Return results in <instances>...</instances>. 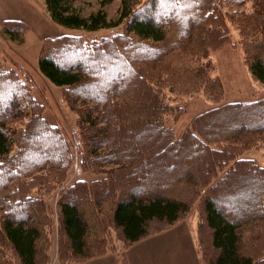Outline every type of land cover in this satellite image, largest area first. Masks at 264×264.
<instances>
[{"label":"trees","instance_id":"1","mask_svg":"<svg viewBox=\"0 0 264 264\" xmlns=\"http://www.w3.org/2000/svg\"><path fill=\"white\" fill-rule=\"evenodd\" d=\"M71 1L74 0H45L55 22L89 31L125 22L126 33L133 37V41L130 40L133 48L149 51L148 56L136 54L131 58L133 60H127L134 70L125 78L126 69H122L126 64L121 62L124 54L117 49L124 34H116L111 39L102 38L88 45L87 49L82 47L81 57L86 61L83 67L78 62L66 60L68 51L58 54L59 57L42 53L39 59V69L46 77L67 87L68 91L77 86L82 91L77 94H81L80 98L95 103L92 108L78 109V120L82 124L80 135L83 133L86 141V146L82 147V143L80 146V163L85 161L87 151L95 157L90 156V160L98 169L106 165L115 169L131 165L136 173L141 165L147 168V177L142 175L141 167L138 176L118 180L113 186L112 197L101 200L107 201L106 205L112 210V222L120 231L121 240L125 245L126 242H137L149 233L153 222L171 224L190 210L200 194L190 197L187 194L183 200L171 195L175 190L184 192L181 189L183 178L179 176L174 180L173 187L168 188L169 194L152 196L162 175L156 178L161 177L157 183L148 180V176L153 172L152 164L171 167L172 171L178 160L187 154L188 159L197 154L198 160L195 162L191 158V168L187 172H190V177L196 175L194 177L201 180L191 181L194 177L190 180L195 193L207 188L200 201V224L207 239L208 232L210 237V245L203 248L204 255L209 257L206 264H264V165L254 158L242 156L248 149L264 146V98L217 105L203 111L191 122L194 132L188 131L183 139L163 122L165 114L175 112L162 91L163 86L171 87V80L161 81L155 71L150 73L145 65H141L157 61L160 73L167 75L175 62L179 66H188L186 59L190 57L208 58L211 50L229 40L228 23H231L239 32L252 74L264 83V11L258 8L229 9L251 0H145L141 4L140 0H120V18L112 24L105 9L81 15L73 11ZM12 21L5 20L2 30L13 36ZM65 38L76 41L72 47L80 41L78 37ZM168 38L172 40L168 42ZM137 58L144 60L137 64ZM112 62H116L115 67ZM193 69L198 72L194 80L184 77L189 90L195 93L203 88L214 99L219 97V82L208 80L206 64L202 70L196 65ZM87 71L90 72L88 79L85 78ZM103 84L105 88L100 91L97 87ZM25 85L11 68L0 69V246L4 240L7 241L19 264H40L38 240L41 222L43 226L47 223V211L41 207L44 201L38 195L40 186L35 190L22 187L25 182L32 183L36 176L42 174L40 170H50L51 181L59 184L73 156L70 152L72 147L60 128L50 123L41 112L36 111L37 114L33 113L28 118L27 126L33 124L32 132H27L24 137L19 135L23 122L19 125L18 122L25 118V113H28L25 107L32 104L30 100L33 97ZM97 112H102V120L95 117ZM204 117L212 118L213 123H208L213 126L211 130L205 126ZM241 119L243 122L232 125ZM12 123L16 125L13 127ZM98 123H103L100 128ZM223 123L225 133L220 130ZM87 127L92 133L86 132ZM217 131L221 137L215 138ZM137 139L144 140V144ZM211 140L205 147L203 142ZM232 141L237 144L227 149V144ZM26 142V148L21 150L19 146ZM39 143L49 155L36 163L32 156L38 155L36 147ZM219 147H223L221 151ZM196 150L201 152L196 153ZM217 178L219 182L215 189L209 188L208 184ZM131 180H135L134 184L130 183ZM235 184L238 187L235 188ZM126 187L129 192L124 190ZM69 188L60 194L57 201L60 227L70 244V252L57 257L59 264L93 258L102 249V246H97L101 244V238L97 240L95 237L98 230L91 232L81 206L93 200L90 184L76 180ZM77 189L86 191L83 198H75ZM101 194L99 197H103ZM50 262L51 258L43 264Z\"/></svg>","mask_w":264,"mask_h":264},{"label":"rangeland","instance_id":"2","mask_svg":"<svg viewBox=\"0 0 264 264\" xmlns=\"http://www.w3.org/2000/svg\"><path fill=\"white\" fill-rule=\"evenodd\" d=\"M102 1H104V3ZM144 1L145 0H140V4ZM120 4V0H113L111 2H106L105 0H74L70 3L73 11L81 15H89L103 8L112 24L117 23L120 18ZM251 8H258L264 11V1L258 2L257 0H251L248 3L236 5L229 9L248 10ZM0 15L9 17H2V19H0V33L7 38L6 45L3 51L0 52V69L11 68L13 71L17 72L19 77H21L26 84L25 86L29 88V93L33 96L31 99L32 101L30 100L32 104L25 107L28 113H25V118H22V120L18 122V125L23 122V125H21L19 129L22 130L19 135L24 137L27 135V132H32L33 124L27 126V122L30 119L29 117L32 116L33 113L37 114L36 111H38L43 113L50 123L60 128V131H62L72 147V151L70 152H72L73 161L69 169L64 171L65 176L64 178L61 176L59 184L55 183V181H51L50 170H40L42 174L36 176L32 183L25 182V186L23 184L22 187L23 189L33 190L40 186L39 188L41 190L39 191L37 189L39 191L38 195L44 201L41 207L47 211L45 222L48 224L46 223V225L43 226V222H41L42 231L38 240V259L40 264L47 262L49 258H51L50 264H59L57 260L59 254L70 252V246H68L70 245L69 241L60 227L61 219L57 201L59 200L60 194L70 189V184L75 183L76 180L87 181L91 186L90 194H92L91 198L93 200L87 201L85 206L83 204H81V206L85 216L84 219L88 222L91 232H94V229L98 230L95 237L97 240L101 238V244L97 246H102V249L101 253L94 255L93 258L79 259L76 262L72 261L68 264H206V260L209 257H207L206 254L204 255L203 248L206 247V244L210 245V237L208 232L207 239L205 236L206 232L202 229L203 226L200 224V201L207 191V188L195 193L191 181L201 180L194 177L196 175L190 177V172H187L189 168H191L189 162L192 160L196 162L198 160L197 154L191 155L192 160L191 158L188 159V154L181 160H178L177 167L172 171H170L171 167L163 168L152 164L151 171L154 173L152 172L149 174L148 180H155L157 183V180H161V177L158 179L156 178L162 175V180L157 184L153 192L154 194L152 195L157 196L163 193L169 194V186L171 189L175 184L174 180L180 176L184 179L181 184V189L184 192L180 193L178 190H175L174 193L171 194L173 195L172 197H178V199L183 200V197L187 194L189 197L193 194H200L198 200L190 210L183 213L177 221L171 224L165 221H155L152 223L149 233L145 235V237L134 243L126 242L125 245L122 241L123 239L120 231L115 228L112 222V210L106 205L107 201L101 200L103 198L108 200L109 197H112L111 192L114 190L113 186L119 182L118 180H127L132 176H138L141 167L143 168L142 175L147 177V168L141 165L136 173H134V166L131 167V165L119 169H115L112 165H106L98 169L90 160V156L94 159L95 157L91 153L88 154L87 151L85 161L80 163V146L81 143L82 147L86 146V141L83 133L80 135V125L82 124L80 120H78V109L85 106L92 108L95 103L80 98L82 97L81 94H77L82 91L77 89V86L72 87L71 90L68 91L67 87L54 83L39 69V59L42 53H48L59 57V55L65 54L66 51L69 52L66 59L67 61L71 60L72 62H78L80 66L83 67L86 61L81 57L82 52L80 51H82V47L87 49L88 45L91 46L94 42L102 38H110L116 34H124L125 37L120 41L117 49L124 54L122 57L123 61L121 62L126 64V68L122 69V71L126 69L123 77L125 78L130 71L134 70L127 60H133L131 58L136 56V54L138 56L140 55V57L142 55L148 56L149 51L147 52L146 50L145 52V49L141 47L133 48L134 45L130 41L133 37H131V33H126L124 27L125 22L121 23L119 26L115 25L111 28H101L95 31L65 26L52 19L45 0H0ZM7 19L13 20V23H11V27L14 30L13 36L2 30V25ZM228 28L230 33V35L228 34L229 40L223 42L216 49L211 50L208 58L203 59L201 58L202 56H196V58L190 57L186 59L188 66H179V64L175 62L171 68L170 74H161L160 68L156 66L157 61L152 60L141 64L145 65L146 71L150 73L155 71L161 81L165 82L168 78L171 80V87L163 86L164 89H162V91L165 94L166 102L171 107H174L175 112L174 114H165L163 116V122L164 125L172 128L180 138L184 139L188 131L194 132L191 125L192 120L196 115H199L207 109H213V107L217 105L223 106L226 104L251 102L264 98V83L252 74L247 64L248 62L239 32L231 23H228ZM173 36L176 37L177 34H173ZM65 37H78L80 41L77 42L76 47H72V44L76 41L66 40ZM134 40L137 41L135 36ZM171 40L172 39H169L168 42ZM140 41L163 45V43H155L150 40ZM43 47L44 52H42ZM141 60L137 58L136 63L139 64ZM115 63L116 62H112L114 67ZM205 64L208 67V80L211 78L219 82L220 89H218L221 93H218L219 97L215 99L205 92L203 88L192 93L189 90V84L184 79V77H189V81L194 80L196 76H198V72L193 69V66L196 65L202 70ZM183 71H185V73H183ZM87 73L88 74L85 73V78L88 79L90 72L87 71ZM104 82H107V80ZM201 86L203 87L204 84ZM97 88H100V91L104 90L105 84ZM169 89H172V91ZM97 113H94L95 117L97 116L100 118L99 120H102V112L99 114ZM99 115L101 117H99ZM203 120L205 121V126L211 130L213 126L211 125L210 127L208 123H213L212 118L204 117ZM238 122L241 123L243 121L242 119L240 121L238 120L232 123V125L238 124ZM98 124H100L98 126V128H100L103 123ZM15 125L16 123H12L13 127ZM220 130H226L224 123L220 125ZM86 132L92 133L88 127L86 128ZM225 132L226 131H224V133ZM217 137H221L218 131L215 135V138ZM213 140L209 142L204 141V146L206 147L207 144L211 143ZM137 141L141 144L145 142L142 139H137ZM27 144L28 142L21 147L19 146V148L24 150ZM236 144V141L228 143L227 149L234 147ZM36 148L38 155L35 153L32 158H34L36 163H39L41 158L44 159L49 154L47 151H43L45 149L42 147L41 143H39ZM222 148L223 147H219L220 151ZM46 149H49V147H46ZM40 152L44 154L40 155ZM199 152L201 151L196 150V153ZM20 153H22V151H20ZM242 156L254 158L260 164L264 165V146L248 149ZM158 169L160 172H158ZM224 173L220 175L223 176ZM220 175L219 178L221 177ZM192 177H194V179L191 180ZM219 178L210 182L208 184L209 188L215 189L219 182ZM134 181L131 180L130 183L134 184ZM235 185V188L238 187V184ZM193 186L195 187L196 185ZM95 189H97V191ZM126 189L127 187L124 190L129 192V189ZM140 189L142 190V188ZM101 192L103 193L101 194L103 197H99V193ZM76 193L77 195L75 198H83L82 195H84L86 191L77 189ZM98 201L100 202L99 204L97 203ZM93 202H95V204ZM109 245H114V247L110 248ZM212 254L213 253H210V255ZM16 257L17 255L14 250L9 243L4 240L0 246V264H19Z\"/></svg>","mask_w":264,"mask_h":264},{"label":"crops","instance_id":"3","mask_svg":"<svg viewBox=\"0 0 264 264\" xmlns=\"http://www.w3.org/2000/svg\"><path fill=\"white\" fill-rule=\"evenodd\" d=\"M2 17L9 18L8 16H2V15H0V19H2ZM6 40H7V38L0 33V52L3 51L4 46L6 45L5 44L6 43Z\"/></svg>","mask_w":264,"mask_h":264}]
</instances>
